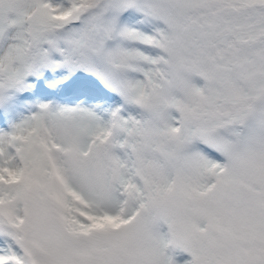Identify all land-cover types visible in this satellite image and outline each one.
Listing matches in <instances>:
<instances>
[{
  "label": "snow or ice",
  "instance_id": "obj_1",
  "mask_svg": "<svg viewBox=\"0 0 264 264\" xmlns=\"http://www.w3.org/2000/svg\"><path fill=\"white\" fill-rule=\"evenodd\" d=\"M0 264H264V0H0Z\"/></svg>",
  "mask_w": 264,
  "mask_h": 264
},
{
  "label": "rangeland",
  "instance_id": "obj_2",
  "mask_svg": "<svg viewBox=\"0 0 264 264\" xmlns=\"http://www.w3.org/2000/svg\"><path fill=\"white\" fill-rule=\"evenodd\" d=\"M179 259H180L181 261H183V260H187V259H190V255L187 254V253H184V254H182V255L179 257Z\"/></svg>",
  "mask_w": 264,
  "mask_h": 264
}]
</instances>
